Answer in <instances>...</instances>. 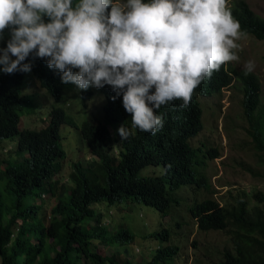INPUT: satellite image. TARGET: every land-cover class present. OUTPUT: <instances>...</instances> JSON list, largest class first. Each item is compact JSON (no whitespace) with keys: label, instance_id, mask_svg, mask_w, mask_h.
Listing matches in <instances>:
<instances>
[{"label":"trees","instance_id":"1","mask_svg":"<svg viewBox=\"0 0 264 264\" xmlns=\"http://www.w3.org/2000/svg\"><path fill=\"white\" fill-rule=\"evenodd\" d=\"M228 3L241 33L264 40V19L245 0ZM31 63L28 73H0V143L16 136L17 154H27L0 168V264H165L176 256L179 246L171 242L166 228L157 232V238L166 244L146 262H118L113 255H103L98 244L120 247L133 239L124 222H104V214L122 203H141L167 214L177 203L175 193L181 187L191 184L197 190L208 185L205 175L194 170L198 152L204 158L218 156L215 149L192 144L203 129L199 97L220 93L235 81L240 83L244 116L264 165V122L254 117L259 106V81L254 74L245 75L225 62L194 90L186 108L180 107L181 100L161 106L156 114L163 116L165 123L155 135L131 127L130 114L120 98L111 99L114 93L110 86L98 89L106 100L104 120H84L79 128L94 157L85 164L73 163L67 182L56 194L57 175L66 158L60 128L75 125L58 103L72 93L91 96L94 88L78 91L75 85L62 83L59 74L42 59ZM26 77L33 90H46L53 100L46 123L36 130L19 128L25 114H34L35 97L25 89ZM113 122L125 124L132 133L127 140H120L115 153L109 146ZM149 166H162L164 174L141 175ZM45 193L56 195L48 210L43 205ZM251 198L255 202L251 208L246 199L226 208L211 198L197 199L186 208L200 230L230 233L233 249L223 252L221 264H264V207L259 206H264V192L255 191Z\"/></svg>","mask_w":264,"mask_h":264},{"label":"clouds","instance_id":"2","mask_svg":"<svg viewBox=\"0 0 264 264\" xmlns=\"http://www.w3.org/2000/svg\"><path fill=\"white\" fill-rule=\"evenodd\" d=\"M227 3L0 0V73H28L42 59L78 91L110 86L131 127L155 135L161 106L181 100L186 108L205 78L239 60L232 50L241 26ZM253 69L247 61L244 74ZM117 133L121 141L132 134L125 124Z\"/></svg>","mask_w":264,"mask_h":264},{"label":"rangeland","instance_id":"3","mask_svg":"<svg viewBox=\"0 0 264 264\" xmlns=\"http://www.w3.org/2000/svg\"><path fill=\"white\" fill-rule=\"evenodd\" d=\"M245 1L258 16L264 19V0ZM229 5L231 4L228 3L227 6ZM5 39H7V33ZM235 43L238 47L232 51L239 56V60L229 61L227 64L238 72H244L245 63L249 60L254 62L251 73L257 77L260 85L259 106L254 117H261L264 122V40H257L249 34L240 33ZM3 46L4 43L0 42V47ZM27 77L24 86L35 97L34 114L29 116L25 114L22 117L25 120L24 124L19 125V128L21 126L23 129L36 130L46 123L45 115L53 100L46 90H33ZM199 101L203 109V129L193 138L192 144L201 149L204 147L215 149L218 156L204 158L201 151L198 152L199 159L194 164V170L205 175L208 185L197 190L191 184L181 187L175 193L177 203L167 214L141 203L117 205L119 210L115 208L104 214L103 221H110L111 224L124 222L133 234V239L129 244L120 247L98 244L99 251L103 255H113L118 262L126 259L146 262L152 258L159 246L166 244L157 238V232L164 228L170 231L171 242L179 246L177 255L168 259L165 264H171L170 262L172 264H221L223 252L233 249L229 232L200 230L186 208L197 199L206 198L214 199L226 208H231L240 199H246L249 208L253 207L255 202L251 198L252 193L264 192V165L260 161L261 152L255 149L252 141L250 134L253 131L252 127L244 116L243 92L240 83L235 81L231 87L220 93L207 97L200 96ZM105 103L104 95L95 88L91 96L83 97L72 93L58 103L73 118L75 125L64 124L60 128L66 158L57 175L56 194L60 193L61 185L67 182L73 163L85 164L93 159L94 156L91 155L87 144L82 139L79 128L84 120L103 122ZM262 124L264 127V123ZM120 126V122H113L110 125L109 146L112 153H115L120 146L121 138L117 133ZM262 136L264 139V129ZM24 156L27 154H17L16 136L4 139L0 143V168L4 167L7 161H15ZM150 174L162 175L164 168L149 166L141 171V175ZM55 197L56 195L50 193L42 196L43 205L47 210L55 203ZM100 210L104 211V209Z\"/></svg>","mask_w":264,"mask_h":264}]
</instances>
